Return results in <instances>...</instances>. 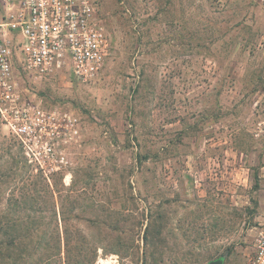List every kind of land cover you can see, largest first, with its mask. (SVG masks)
Returning <instances> with one entry per match:
<instances>
[{"label": "rangeland", "instance_id": "374dc122", "mask_svg": "<svg viewBox=\"0 0 264 264\" xmlns=\"http://www.w3.org/2000/svg\"><path fill=\"white\" fill-rule=\"evenodd\" d=\"M94 2L111 48L95 78L16 64L21 96L73 114L79 133L48 181L0 120V264H54L64 229L106 250L119 239L120 258L100 249L95 264H142L146 226L155 264H248L264 205V0ZM15 226L31 236L13 248Z\"/></svg>", "mask_w": 264, "mask_h": 264}, {"label": "built area", "instance_id": "2783aa9c", "mask_svg": "<svg viewBox=\"0 0 264 264\" xmlns=\"http://www.w3.org/2000/svg\"><path fill=\"white\" fill-rule=\"evenodd\" d=\"M110 49L94 0H0V120L25 162L48 181L66 168L65 146L79 133V122L66 111L27 102L16 64L36 79L65 71L86 83ZM257 130L264 134V113ZM261 217L248 264H264V205Z\"/></svg>", "mask_w": 264, "mask_h": 264}, {"label": "trees", "instance_id": "16d2710c", "mask_svg": "<svg viewBox=\"0 0 264 264\" xmlns=\"http://www.w3.org/2000/svg\"><path fill=\"white\" fill-rule=\"evenodd\" d=\"M16 203H20V205H27L29 202L25 199L20 200V202L15 201ZM60 220L62 223H65L67 218L66 215L62 213L60 216ZM75 221L81 222L85 221L84 218L75 215L72 217ZM114 225V226H112ZM112 231H114L118 237L120 234L116 221L112 222ZM15 232H13L12 241L10 242V246L13 248L16 247L18 242L23 239H29L31 236V232L26 230V232H17V226H15ZM0 231H3V226L0 223ZM149 236L150 231L149 227L146 226L143 234V242L144 248L142 253V264H155V261L150 256L149 250ZM58 241L55 246L54 251V264H95L98 251L101 249L102 252L106 254L117 255L120 258V242L117 239V242L112 245V247H117L116 249L106 250L104 246H102L101 242L96 241L95 238L91 235V232L86 231L85 229H78L75 232L68 231L67 229L62 230V232L57 233ZM63 241V243H61ZM29 255V254H28ZM48 258L50 256L48 255Z\"/></svg>", "mask_w": 264, "mask_h": 264}, {"label": "water", "instance_id": "95a60500", "mask_svg": "<svg viewBox=\"0 0 264 264\" xmlns=\"http://www.w3.org/2000/svg\"><path fill=\"white\" fill-rule=\"evenodd\" d=\"M211 264H221V262H212Z\"/></svg>", "mask_w": 264, "mask_h": 264}]
</instances>
